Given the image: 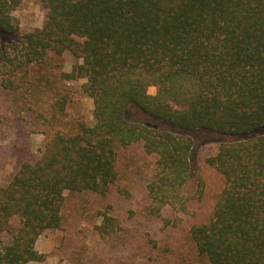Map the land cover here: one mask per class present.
Returning a JSON list of instances; mask_svg holds the SVG:
<instances>
[{"label": "trees", "instance_id": "obj_1", "mask_svg": "<svg viewBox=\"0 0 264 264\" xmlns=\"http://www.w3.org/2000/svg\"><path fill=\"white\" fill-rule=\"evenodd\" d=\"M20 2L0 0V84L69 51L81 62L63 77L85 79L93 107L90 123L55 132L0 186V264L43 260L36 240L61 227L64 193H109L134 144L155 157L146 212L168 224L165 209L185 212L194 196L193 132L219 136L206 162L223 178L209 219L190 228L197 252L264 264V0H41L42 25L4 41ZM98 217L100 234L117 225Z\"/></svg>", "mask_w": 264, "mask_h": 264}, {"label": "rangeland", "instance_id": "obj_2", "mask_svg": "<svg viewBox=\"0 0 264 264\" xmlns=\"http://www.w3.org/2000/svg\"><path fill=\"white\" fill-rule=\"evenodd\" d=\"M44 17L41 0H21L12 11L18 31L3 40L9 42L40 27ZM79 62L69 51H50L42 62L20 69L11 89L0 84V186L23 161L37 159L39 148L55 132L74 134L80 122H91L92 100L81 89L85 79L63 77ZM148 92L154 94L155 87ZM194 134L193 175L187 184L194 196L185 212L165 209L166 225L147 214L146 187L154 174L155 157L134 144L119 151V180L109 193H64L61 227L45 230L36 240L44 259L26 264H208L197 252L190 228L209 219L223 186L222 176L206 162L217 151L219 136ZM100 212L117 220L105 234L96 229Z\"/></svg>", "mask_w": 264, "mask_h": 264}]
</instances>
